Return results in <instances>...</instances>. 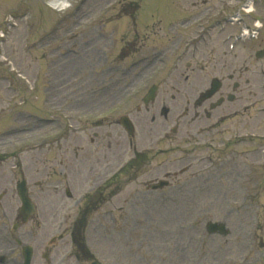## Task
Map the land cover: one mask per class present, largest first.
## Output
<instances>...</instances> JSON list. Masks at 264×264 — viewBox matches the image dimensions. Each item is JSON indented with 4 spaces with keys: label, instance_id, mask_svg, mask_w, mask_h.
Segmentation results:
<instances>
[{
    "label": "rangeland",
    "instance_id": "rangeland-1",
    "mask_svg": "<svg viewBox=\"0 0 264 264\" xmlns=\"http://www.w3.org/2000/svg\"><path fill=\"white\" fill-rule=\"evenodd\" d=\"M108 1L72 0L74 8L58 16L45 7L41 10L42 0H0V28L4 12L21 13L26 9L28 14L26 23L21 21L11 30L10 41L0 44V73H9L15 67L32 87L26 88L22 78L16 76L12 83L17 91H9L0 81V150L15 151L25 170H32L34 160L29 155L33 151L72 152L74 138V142L85 141L95 131L102 135L110 131L114 168L122 159L137 157L134 146L136 151H146L144 160L131 159L124 173L115 175L113 197L102 202L91 217L87 245L110 264H264V87L260 81L264 78V56L254 57L255 49L264 43L263 31L257 39L237 45L232 51L215 40L198 59L195 56L179 62L176 72L172 60L156 65L154 61L146 69L143 58L162 59L151 53L168 40L170 27H176L185 14L190 21L177 22L179 27H215L218 20L226 25L244 0H141L132 22L127 16L117 20L120 12L100 11ZM43 14L56 26L26 49L31 38L47 28L37 26ZM256 14L264 19V3L257 2ZM252 20L246 18L245 25L251 26ZM120 32L126 33L122 39ZM29 35L31 38L25 40ZM120 40H134L137 51L130 53L136 48L128 47L126 57L118 55ZM69 47L76 53L67 51ZM212 49L221 53L220 63L225 64L222 75L235 66L241 67L240 89L236 91L239 97L231 104L242 111L231 119L233 123L237 120L240 134L252 132L257 139L255 145L235 147L241 150L239 154L228 155L229 147L221 144L233 132L221 134L214 127L205 137V126L222 122L217 115H222L229 103L215 109L209 119L196 116V110L186 112V102L192 101L213 76L211 62L205 61ZM8 61L12 66L7 65ZM110 65L115 72L108 70ZM185 75L190 77L183 82ZM151 84L157 85L155 100L143 106L140 97ZM135 88L140 96L120 101L123 93ZM101 97L108 103L99 101ZM21 101L25 103L21 105ZM162 105L169 108L166 117L160 114ZM57 107L73 119L69 122L71 134H66L69 140L62 150L52 143L54 140L39 145V149L43 135L50 138L58 129L55 123H40L34 115L52 117V113L59 112ZM125 113L134 123L132 138L115 123L94 126V121L105 119V115L113 114L108 120H115ZM60 128L59 132L64 131ZM255 148L256 154L247 153ZM89 151L94 152L92 148ZM28 178L35 181L41 175L29 173ZM162 178L169 179L167 188L147 187L148 182ZM5 183L2 178L0 186ZM77 197L78 193L72 192L69 202L73 208ZM207 221L224 222L230 233H207ZM95 224L97 230L93 229ZM58 246L68 248L71 244L63 240Z\"/></svg>",
    "mask_w": 264,
    "mask_h": 264
},
{
    "label": "flooded vegetation",
    "instance_id": "flooded-vegetation-1",
    "mask_svg": "<svg viewBox=\"0 0 264 264\" xmlns=\"http://www.w3.org/2000/svg\"><path fill=\"white\" fill-rule=\"evenodd\" d=\"M183 37V34H178L177 32H175L173 34V39L176 40V42H178L180 40V38ZM237 86V84L235 82H232V88H235ZM223 95V91L220 92L219 96L222 97ZM209 106V103L207 105H205L203 107V111L205 112V114L207 115V107ZM107 188H110V187H107ZM106 188V189H107ZM103 190V189H96L95 190V201L92 202L90 204V206H87L84 209H78L77 212H76V215L75 217L73 218L72 220V224L71 226L68 228H65L64 231H69V234L70 236L72 237V239L74 240H77L78 243H79V247H80V240H79V235L81 233V230H80V227L82 226V224L84 222L83 218H84V215L85 213H87L88 209L90 207H95L96 206V201H99L101 200V203L104 202L105 200L107 201L108 197L110 196V194L108 193V190ZM13 192V191H12ZM105 194V195H104ZM15 195V194H14ZM10 197L12 198L13 195L11 194ZM97 197V199H96ZM8 201V200H7ZM10 201L12 202V200L10 199ZM6 207H7V212L10 216H15V220L18 219V210H17V205H16V202L14 203V205H11L9 206V209H8V206H7V202H6ZM61 235L63 236V233H61ZM1 226H0V255H1ZM46 249V252H51V251H56L54 253L53 256H48V254H44V256L46 257V264H66V262H70V257L72 255H75V257H77V253L80 252V255L83 256V257H87L89 259H91V255L87 252V250L83 247H80L76 250L77 253L75 252H71L69 254H63L64 257H61L59 259H57V256L60 255L61 253L59 252V249ZM75 253V254H74ZM4 258H3V262H0V264H19V261H20V255L18 253V249L14 248V247H11L9 249H7L5 251V254L3 255ZM90 256V257H89ZM34 258V253L32 252V259ZM1 261V260H0Z\"/></svg>",
    "mask_w": 264,
    "mask_h": 264
},
{
    "label": "water",
    "instance_id": "water-1",
    "mask_svg": "<svg viewBox=\"0 0 264 264\" xmlns=\"http://www.w3.org/2000/svg\"><path fill=\"white\" fill-rule=\"evenodd\" d=\"M219 230L220 232H225V230L223 229V226L221 224H212L210 230Z\"/></svg>",
    "mask_w": 264,
    "mask_h": 264
},
{
    "label": "bare ground",
    "instance_id": "bare-ground-1",
    "mask_svg": "<svg viewBox=\"0 0 264 264\" xmlns=\"http://www.w3.org/2000/svg\"><path fill=\"white\" fill-rule=\"evenodd\" d=\"M64 3H66L65 0H56V2L52 1L54 7H61Z\"/></svg>",
    "mask_w": 264,
    "mask_h": 264
}]
</instances>
